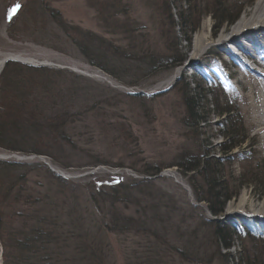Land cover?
<instances>
[{
	"label": "rangeland",
	"instance_id": "rangeland-1",
	"mask_svg": "<svg viewBox=\"0 0 264 264\" xmlns=\"http://www.w3.org/2000/svg\"><path fill=\"white\" fill-rule=\"evenodd\" d=\"M258 1L0 0V264H264V70L230 40Z\"/></svg>",
	"mask_w": 264,
	"mask_h": 264
},
{
	"label": "trees",
	"instance_id": "trees-1",
	"mask_svg": "<svg viewBox=\"0 0 264 264\" xmlns=\"http://www.w3.org/2000/svg\"><path fill=\"white\" fill-rule=\"evenodd\" d=\"M222 22L223 21H221L219 23V25L222 24ZM173 64L174 65L177 64L176 66H179L181 64V60H178V62L176 61ZM7 67H8V64L6 65L5 69H7ZM188 107H189V105H188ZM188 110H189V108H188ZM192 113H193L192 111L189 112L190 115ZM233 113L234 112L232 110H224L222 112H218L217 115H219L222 118H224V117L225 118H229L230 115H232ZM200 121L199 120L196 121V125L197 126L200 123ZM231 135L232 134L229 133L228 135H225L224 136L225 139H226V141H231L233 139V135L232 136ZM237 138H238V136H237ZM242 139H243V137L240 140H238L235 144L233 143L230 146L225 147L223 150L224 151L225 150H229L230 151L231 149H233L236 146H238L239 143H242ZM206 162H207L206 161V156H204V158L202 157L200 159H197V158L195 159L194 156L193 157L186 156V157L183 158L182 164L180 163L178 165L181 166V167L184 166V170L187 173L194 174V173H196V172L199 171L198 174L200 176H202L203 178H205L206 177L205 176V171H206V168H207ZM205 182H206L205 184H206V188H207V191L205 193V197L198 198V200L200 202L207 203L208 204V207L210 208V213L212 214L213 217H216V216H218V214H220L222 212V210L224 208L223 206H224L225 202H227L229 200L230 196H228V197L227 196H223L220 193H218L217 191L215 192V190L219 187L218 186L219 183L217 184L216 181H214V186L215 187H214V189L212 191H211V186H210V182L208 181V179ZM208 186H209V189H208ZM26 190H27L26 188H24V187L21 188V186H20V187L17 188V190H15V192H14L13 195H12V190H8V192L6 193V195L12 196L11 198H13V199H12L11 202H16V203L17 202H23V203L25 202V204L26 203H28V204L29 203L30 204H36L37 202L41 201V199L39 198V195L38 196L37 195L34 196V198L33 197H30L29 195L26 194ZM47 196H49V195L47 194ZM49 206H52L53 207V205H50V204H49ZM45 210H43V213H44ZM37 217H38V215H37ZM2 220H3V216L1 215V212H0V234H1V231H4V225H3L4 221L2 222ZM143 224H144V222H143ZM40 226L41 227H38L33 232V236L35 237V239H32V240H33V243H35L36 246L39 245V249L41 250L43 248H47V246H48L47 245L48 244L47 242H49L51 238H50V234L48 232L49 231L48 230V227H46L47 225L45 226L44 217L42 218V221L40 222ZM218 232L219 231L217 230V233ZM27 238L28 237L25 236V238L22 240V243L25 241L23 243V246H22V248H24L25 251H23L21 255L19 253L18 255L14 256V257H10L9 255H7V253H3L4 254V259L7 256H8L7 259H10V261L8 260V262L5 261V264H33V262H32L33 258H32V255H31V249H32V247L31 248H27L28 247V245H27L28 244L27 243L28 242L27 241ZM0 240H2V241L4 240L1 237V235H0ZM223 245L225 246L224 248L226 250H228L231 247L232 244L230 242V243H224ZM7 247L8 246L6 245V241L3 242V248L7 250ZM14 247H12V248L15 249L16 247L15 248ZM39 258L41 259V256ZM230 264H235V263L232 262ZM236 264H251V263L238 260ZM252 264H255V263L252 262Z\"/></svg>",
	"mask_w": 264,
	"mask_h": 264
},
{
	"label": "bare ground",
	"instance_id": "bare-ground-1",
	"mask_svg": "<svg viewBox=\"0 0 264 264\" xmlns=\"http://www.w3.org/2000/svg\"><path fill=\"white\" fill-rule=\"evenodd\" d=\"M256 35H260L261 37L258 38ZM242 39L244 40H250L251 45H253L254 52L253 54L250 53L248 50L249 45L243 46L245 49H243L244 53L247 56H250V58L253 60L256 66L264 70V0L258 1L249 12H247L246 18H243L240 23L239 27L235 28L234 30L231 31V41L237 44H242ZM196 42L198 44V39H196ZM260 43V44H259ZM200 45L196 46L199 48ZM240 49H242V46H238ZM198 50V49H197ZM198 53V52H197ZM195 54L193 56H196L198 54ZM5 58L2 57L0 58V70L4 67L5 63ZM256 77H259L262 79V84L264 87V76L262 74L255 73ZM256 85V84H255ZM254 85V86H255ZM261 115H259V120L262 124V129L264 130V90H261ZM264 137V135H263ZM245 206V197H241L240 201L238 202L236 210H242L244 209ZM230 209V208H229ZM255 211V215L257 216H263L261 218L262 225L264 226V201L261 202L260 204L256 205L253 209ZM232 212L233 210H229ZM252 211V210H251ZM263 232V231H261Z\"/></svg>",
	"mask_w": 264,
	"mask_h": 264
},
{
	"label": "water",
	"instance_id": "water-1",
	"mask_svg": "<svg viewBox=\"0 0 264 264\" xmlns=\"http://www.w3.org/2000/svg\"><path fill=\"white\" fill-rule=\"evenodd\" d=\"M8 60H10V59L5 60V63H6Z\"/></svg>",
	"mask_w": 264,
	"mask_h": 264
}]
</instances>
